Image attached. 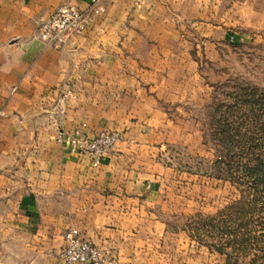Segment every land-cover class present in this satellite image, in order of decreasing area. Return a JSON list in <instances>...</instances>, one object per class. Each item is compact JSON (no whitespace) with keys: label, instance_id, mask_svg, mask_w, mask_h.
Returning a JSON list of instances; mask_svg holds the SVG:
<instances>
[{"label":"crops","instance_id":"0c3cea01","mask_svg":"<svg viewBox=\"0 0 264 264\" xmlns=\"http://www.w3.org/2000/svg\"><path fill=\"white\" fill-rule=\"evenodd\" d=\"M89 1L0 0V264H63L70 227L118 264H223L172 221L185 210L154 152L189 131L199 40L213 51L232 27L261 38L264 0H101L61 47L39 39L58 6ZM55 117L124 139L92 170L55 143Z\"/></svg>","mask_w":264,"mask_h":264},{"label":"rangeland","instance_id":"374dc122","mask_svg":"<svg viewBox=\"0 0 264 264\" xmlns=\"http://www.w3.org/2000/svg\"><path fill=\"white\" fill-rule=\"evenodd\" d=\"M231 29L214 38L213 51L199 40V102L188 117H181L189 122V131L157 149L154 159L165 170L159 176H173L167 185L173 197L169 203L186 212L173 213L171 219L187 225L189 235L199 240V251L234 264L216 251L220 247L237 258L235 264H264V190L251 187L264 176V28L261 38L253 39ZM58 122L64 128L53 118L55 143ZM253 198L255 211L247 207ZM238 217L244 224L236 234L254 239L233 244L230 232Z\"/></svg>","mask_w":264,"mask_h":264},{"label":"built area","instance_id":"2783aa9c","mask_svg":"<svg viewBox=\"0 0 264 264\" xmlns=\"http://www.w3.org/2000/svg\"><path fill=\"white\" fill-rule=\"evenodd\" d=\"M104 10L101 0H90L86 10L73 4H62L41 22L38 37L47 45L61 47L70 33H81L85 29L89 14ZM56 126V141L66 144L71 153L85 157L92 167L99 166L116 142L124 139L123 133L118 130L103 129L89 135L80 129L68 132L61 122L56 123ZM60 258L63 264H118L73 227L68 228L64 234Z\"/></svg>","mask_w":264,"mask_h":264},{"label":"trees","instance_id":"16d2710c","mask_svg":"<svg viewBox=\"0 0 264 264\" xmlns=\"http://www.w3.org/2000/svg\"><path fill=\"white\" fill-rule=\"evenodd\" d=\"M256 168H258V166H256ZM259 178H256V180H254V182H252L253 183V186H251L254 190H259V189H262V190H264V176H258ZM239 203V201H237L236 203H234L236 206H237V204ZM234 205V206H235ZM258 206V202H257V200L256 199H251L249 202H248V204H247V207H249L248 208V210H252V211H255L256 210V207ZM261 207H264V204H263V206H261ZM261 210V209H260ZM240 211H237V213H239ZM240 214V213H239ZM242 220H240V218L238 217V218H235V219H233V223H235V226H236V228L232 231V232H230L231 234H230V236L231 237H233L232 239H230L229 240V242L230 243H237L236 241H240V243L241 242H247V241H250V240H252V239H254V236H250V234H244L243 236H239V234H236V232H237V230H238V228H240L244 223L243 222H241ZM223 222H225V220H221V221H219V223H223ZM247 223V222H246ZM260 224H263L264 225V221H262V222H260ZM224 235H226V233H224ZM258 241H261V240H258ZM216 251L217 252H219L220 254H224L225 256H226V259H227V261L229 262V263H237L236 262V260H237V258H235V259H233V258H231V256H229V254H226L224 251H223V249L222 248H220V247H218V248H216ZM263 252H264V250H263ZM262 257H264V254H263V256ZM233 259V260H232ZM248 264H253V263H248Z\"/></svg>","mask_w":264,"mask_h":264}]
</instances>
